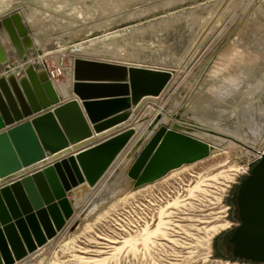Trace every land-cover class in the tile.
I'll return each instance as SVG.
<instances>
[{
	"label": "rangeland",
	"instance_id": "1",
	"mask_svg": "<svg viewBox=\"0 0 264 264\" xmlns=\"http://www.w3.org/2000/svg\"><path fill=\"white\" fill-rule=\"evenodd\" d=\"M17 11L36 51L60 70L64 99L78 58L174 78L131 120L136 138L115 174L72 195L63 230L15 264H238L217 248L236 223L238 186L264 150V0H0V19ZM161 110L236 142L193 131L215 147L208 158L135 188L129 154L156 115L168 120Z\"/></svg>",
	"mask_w": 264,
	"mask_h": 264
},
{
	"label": "water",
	"instance_id": "2",
	"mask_svg": "<svg viewBox=\"0 0 264 264\" xmlns=\"http://www.w3.org/2000/svg\"><path fill=\"white\" fill-rule=\"evenodd\" d=\"M42 57L19 11L0 19V264H15L53 240L74 214L72 195L80 199L87 186H98L136 135L133 126H124L78 152L93 136L78 99L100 134L142 115L145 102L159 99L174 78L168 70L78 58L69 86L74 98L60 104ZM153 125L129 154L135 188L208 158L213 146L194 137V130L236 142L182 114L165 123L156 115ZM235 203L233 254L264 264V153L239 185Z\"/></svg>",
	"mask_w": 264,
	"mask_h": 264
},
{
	"label": "crops",
	"instance_id": "3",
	"mask_svg": "<svg viewBox=\"0 0 264 264\" xmlns=\"http://www.w3.org/2000/svg\"><path fill=\"white\" fill-rule=\"evenodd\" d=\"M1 73H2V72L0 71V74H1ZM68 84H70V86H71V85H72V81H68ZM73 98H74V96L72 95V93H70V97H69L68 99H64L63 97H61V98H60V104H63V103H65V102H67V101H69L70 99H73ZM97 101H102V100H97ZM78 103H79V105H80V108H81V110H82V113L84 114V117H85V119H86V121H87L88 126H89L90 129L92 130V135H93L89 140H87V141H91V143L88 144V145H84V146H82L81 148H79V149L77 150L78 152H79V151H82L83 149L91 148V147L95 146L96 144H98V143H100V142H102V141H104V140H106V139H108V138L114 136V134H117L118 132L122 131V128H123L124 126H128V125L130 124V122H131V120H130L129 122H125V123H123V124H120V125H118V126H115V127L111 128V129H109V130H106V131L100 133V134H96L95 131L93 130V129H94V125H92V124L90 123V121H89V119H88V116H87V114H86V112H85V109H84V107H83V103H84V102H83V101H80V100L78 99ZM142 145H143V144H142ZM142 145H141V146H142ZM72 153H74V152H72ZM114 167H117V164H115ZM114 167H113V169H111V170L109 171V173L106 175L107 178H111L112 175L115 174L116 168L114 169ZM131 182H132V181H131Z\"/></svg>",
	"mask_w": 264,
	"mask_h": 264
},
{
	"label": "flooded vegetation",
	"instance_id": "4",
	"mask_svg": "<svg viewBox=\"0 0 264 264\" xmlns=\"http://www.w3.org/2000/svg\"><path fill=\"white\" fill-rule=\"evenodd\" d=\"M262 156L257 159L248 169V172H246V175L244 176V179L251 173L252 169L254 168L255 165H257L259 163V161L261 160ZM244 179L241 181V183L244 181ZM240 183V184H241ZM239 184V185H240ZM239 189V186H238ZM238 191V190H237ZM234 212H235V218L234 221L236 222L234 227L231 228L229 231L225 232L221 239L219 240V244H218V250H219V255L222 258L234 261V263H238V264H261V263H257V262H252L249 260H243V259H239L237 257L234 256L233 254V247L232 245L229 243V239H230V235L232 234L233 230L236 229L239 225V220H238V211H237V207H236V203L234 201Z\"/></svg>",
	"mask_w": 264,
	"mask_h": 264
},
{
	"label": "built area",
	"instance_id": "5",
	"mask_svg": "<svg viewBox=\"0 0 264 264\" xmlns=\"http://www.w3.org/2000/svg\"><path fill=\"white\" fill-rule=\"evenodd\" d=\"M41 60L43 61V63H44V65L46 66V71H47V74H48V77H49V79L51 80V81H55L57 78H58V76L60 75V76H62V74H61V72L59 73V71L60 70H56V69H53L51 66H50V64L46 61V60H44V59H42L41 58ZM58 80V79H57ZM263 153H264V150L261 152V154H260V156H257V159H259L262 155H263ZM256 159V160H257ZM255 160V161H256ZM254 161V162H255ZM253 162V163H254ZM252 163V164H253ZM251 164V165H252ZM250 165V166H251ZM250 167H248L247 168V171L246 172H248V169H249Z\"/></svg>",
	"mask_w": 264,
	"mask_h": 264
},
{
	"label": "bare ground",
	"instance_id": "6",
	"mask_svg": "<svg viewBox=\"0 0 264 264\" xmlns=\"http://www.w3.org/2000/svg\"><path fill=\"white\" fill-rule=\"evenodd\" d=\"M59 90V89H58ZM63 90H61L60 92H62ZM59 92V91H58ZM61 94V93H60ZM64 94L65 93H63V95L62 96H64ZM161 112L165 115V116H168L167 118H168V120L167 121H169L171 118H172V116H170L169 114H167L164 110H161ZM163 117V116H162ZM163 122L165 123V118L163 117ZM136 125H138V122L136 123ZM131 126V125H130ZM194 131H197V130H194ZM197 132H203V131H197ZM203 133H205V132H203ZM137 134V133H136ZM205 134H207V133H205ZM209 135V134H208ZM209 136H211V135H209ZM195 137V136H194ZM211 137H214V136H211ZM134 138H136V135L134 136ZM133 138V139H134ZM197 138V137H196ZM216 138H219V137H216ZM197 139H199V138H197ZM221 139H224V138H221ZM142 140V139H141ZM140 140V141H141ZM201 140V139H200ZM226 140V139H225ZM140 141H138V142H140ZM201 141H204V140H201ZM205 142V141H204ZM206 143H208V142H206ZM208 144H210V143H208ZM210 145H212V144H210ZM241 145L243 146V144L241 143ZM213 146V145H212ZM215 151V147L213 146V150H212V152H211V154L213 153ZM123 154V153H122ZM120 157V156H119ZM87 190H89V187L87 186L86 187V191Z\"/></svg>",
	"mask_w": 264,
	"mask_h": 264
}]
</instances>
